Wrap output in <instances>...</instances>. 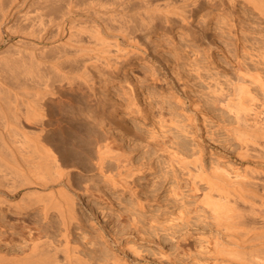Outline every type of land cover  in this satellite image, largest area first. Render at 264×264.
<instances>
[{
  "label": "rangeland",
  "instance_id": "1",
  "mask_svg": "<svg viewBox=\"0 0 264 264\" xmlns=\"http://www.w3.org/2000/svg\"><path fill=\"white\" fill-rule=\"evenodd\" d=\"M3 1L0 0V5L2 3L5 7L10 0ZM49 1L25 0L22 6H18L16 14H20L21 19L25 14L34 20L38 14L41 17L44 15L45 23L49 18L58 20L59 7H66L68 3L65 1L68 0ZM90 1L92 5L87 6ZM98 1L69 0L70 8L73 7V14L71 12L70 15L75 26L72 27L81 35L73 32L88 41L82 28L93 27L90 24L93 12L89 15V8L96 9L94 12H120L123 16L127 15L125 19L129 15L131 20H126L127 37H107L113 41L109 45L111 51L116 47L119 51L114 52L115 56L112 55L109 60L92 58L85 62L88 83L77 76L84 70L78 67L82 64L70 61L63 63V69L61 66V76L53 73L54 77H50L49 74L51 79H47V87L41 84L45 87L39 85L35 91L31 90L36 93L38 89L45 88L42 92H54L39 99L45 114L42 133L48 145L54 147L56 156L59 155L60 162L62 159V168L69 176L75 203L74 219L69 225V245L75 246L88 264H235L240 260L230 258L220 249L233 245L243 252H251L245 253V256L253 254L257 258L256 253L260 251L257 247L264 246L263 209L260 210L257 204L256 211L260 212L250 214V210H246L249 208L247 203L240 204L245 210L242 211L245 219L241 218L244 223L246 220L245 224L248 223L244 225L247 228L242 229L244 232L238 230V233L234 229H230L231 232L224 230L212 219L206 205L200 202L204 192H211L213 198L219 196L218 192L210 190L206 182H192L174 158L186 156L191 159L192 154L199 153L207 172L221 167L230 175L240 173L243 179L257 182L256 187L242 182L245 189L252 190L256 198L263 193L264 180L260 177L264 178V160L241 157L240 141L231 133L236 121L225 107L224 98L231 95V86L238 81V77L249 73L259 76L263 83L260 87L258 83L250 82L247 74L243 76L256 94L257 99L253 101L256 106L253 105L257 113L264 108V15L259 11L264 7V0H195L196 4L192 0L181 3L179 0H163L165 5L162 0H143L149 5L154 1V4L158 3L155 16L159 13L160 16L149 24L138 22L132 15L136 8H143L142 0ZM176 1L179 4H176L175 10ZM162 4L164 7L168 4L169 10ZM177 5H181V9ZM52 6V11L56 10L58 14L50 13ZM177 8L184 11L187 17ZM84 9L85 12H82ZM18 15L2 22L0 28V94L3 93L0 95V145L5 148L3 151L0 146V242H7V246H26L30 237L38 235L39 227L48 224L47 229L51 230L47 231L55 233L56 243L59 244L61 237L57 232L60 228L54 227L60 225L54 222H60L56 210L49 208L47 211L50 223V219L42 218L43 203L38 201V193H42L44 199L49 195L33 186L12 188L13 182L15 186L28 180L42 182L41 178H36L40 176L39 171H28L19 163L22 166L11 172V155L4 145L7 144L12 121L7 110L12 83L14 85L16 81V85L24 78L19 70L22 69L21 62H25H17L9 54V50L15 48L16 37L4 30L7 24L8 29H12L11 26L17 28L22 23L23 19L19 21ZM61 21L66 32L69 29L67 16L64 15ZM47 44L43 47L44 56L46 52L50 55L48 50L51 51L53 46L52 43ZM36 96L41 97L38 93ZM220 96H224L223 99ZM256 114L249 115L248 124L253 122L250 116L256 117ZM258 115L262 113L257 114L261 118ZM19 118L20 129L25 126L28 134L39 131V123ZM103 143L108 144L116 156L105 158L104 171L100 172L95 165V151L97 145ZM31 171H37L38 176L35 173L33 176ZM45 182L51 181L45 179ZM26 189L31 191L26 192ZM255 246L254 254L250 250H255ZM262 254L258 256L261 259Z\"/></svg>",
  "mask_w": 264,
  "mask_h": 264
},
{
  "label": "bare ground",
  "instance_id": "2",
  "mask_svg": "<svg viewBox=\"0 0 264 264\" xmlns=\"http://www.w3.org/2000/svg\"><path fill=\"white\" fill-rule=\"evenodd\" d=\"M4 1L6 2L7 0H4ZM19 1L18 0H10L9 2H6V4L8 3V6L5 4V7L1 3V5H3V7L0 5V28H1L2 22H4L5 20H7L8 18H10L12 16L14 17L15 15H18V14H16V13H18V10H19L18 6L21 5L23 3V1L25 2V0H21L22 2H20V4H19ZM50 1H49V3H51ZM148 1H150V0H148ZM164 1L162 0L163 3H164ZM170 1H172V0H170ZM179 1H176V3H175V10H176V4L178 2L179 3L185 2V1L191 2V0H179ZM65 2L68 4L66 5V3L62 2V4L66 5V7L61 6L62 8H65V10L63 9L62 11H60L62 8L59 7V9H60V10H58L60 12L59 14L56 12V10L52 11L54 9L53 6H52L53 8H51L50 13H52V15H53V13H57L58 14L57 15L58 20L51 19L48 17L49 19H48V21L46 20V23H45L44 18H42L44 15H42V17H41V15L38 14L36 17L34 16L35 17V20H34V19H32V17H29L28 15H25L22 13L23 14V18H22L23 21H22V23L17 25L18 26L17 28H14V26L10 25L12 27V29L11 28L8 29L9 25L8 24H7V26L4 25L5 26L4 30L8 31L7 33H10L11 35H15V37H16V39L14 41L16 46L13 44L15 48L13 50H9V54H11V56H13L12 58L14 60H16V61L19 60V61L25 62V63L21 62V64L19 63L21 65V68H22L21 70H19L20 74L22 75V73H23V75H24L23 80L21 81V78H22V76H21V78H19L21 82H17L16 85H15L16 81L14 80L15 83H14V85L12 83L13 90L11 91L10 98L7 96L9 98L8 99L9 100V103H8L9 107L7 110H9L8 111L9 117L11 118L12 121H10L11 122L10 126L8 125L9 126V130H8L9 132L7 134L8 135L7 142H6L7 144H4L5 143L4 141H3V144L9 148L8 149V151L10 153L9 155H11V159H12L11 163L13 164V166H9V170L12 167L11 172H15L14 169L16 168V170H17V166L20 168L22 165H23V168H25L28 171L36 169L39 171L40 176H38L36 174L37 171H36V173L34 171H31V172H33L32 175L35 173L36 174L35 176H38L36 178L37 179L41 178L40 181H42V182H34V181L28 180L27 182H19V184L16 183L17 186L13 185L15 183V182H13L12 188L14 187L13 189L16 190V188L18 186H21V187L22 186H24V187L33 186V187L40 188V190L41 189L44 190V194L49 195V197H47V199H44L42 197L43 196L42 193H38L39 194L38 195V197H39L38 201L42 200V203H43V205H42L43 206L42 218L44 220L46 219L48 221V219H50L48 212H47L49 210V208H51V209L53 208L56 210L57 217L60 219V222L57 220H55V221L53 220V221L56 223H59L60 225L57 224L59 226H54L55 223H54V225L53 224L52 225L55 228L56 227L60 228V229H58L59 231L57 233L61 237V240L59 238L58 240L60 241V243L59 244L56 243L55 233L47 231L50 228L48 226L49 229H47L48 224H46V227H43V228L39 227L40 229L37 231L38 235L34 236L35 238L30 237L31 240H30L29 244L26 246H23V245H20V246L8 245L7 246V244H6L7 242H0V264H88L87 260L84 259L82 257V255H80L77 252V248L75 246L71 247L69 245V237H68V236H70L69 235L70 234L69 233L70 232L69 231V229H70L69 225L72 224L71 219L72 218L74 219V204H75L73 202L74 200H73V197L71 194V185L69 184V181H68L69 176H68V172L63 170V168H62V164H61L62 159L60 158L61 159V162H60L58 159L59 155H58V157L56 156V153L53 149L54 147L51 148L52 146L48 145V143L46 142V139H45L46 136H44L42 133V131L45 129L43 127V123H44L43 119H44L45 114L43 111V109H44L43 105L40 102L41 100H39V99L43 98L44 94L50 93L51 91L49 92L46 89L47 92L46 91L42 92V89H45V88H42L41 91H38L39 90L38 89L36 91V93L33 91H35V89H37L36 87H38L41 84H43L47 87L46 84H48L47 81L52 76L51 74H53V73L57 74L58 73L57 75H60L59 73L62 72L61 70L64 68V65H65V64H63L64 62L69 63L70 61H74V62L76 61V62H80L84 66L85 62H87L88 60H91L92 58L96 59V60L97 59L109 60L112 57V55H114V52L119 51V47H116L115 45H117V44H115L114 47H116V48L111 51V49L109 48V45H110V42H113V41H111L110 39H107V37L109 35H115V36L121 35V37L126 38L128 35V32L126 30V29H128V28H126V27H128V25L126 26V24H127L126 20L130 21L131 19L129 18L130 17L129 15L127 17L128 19H125V17L127 15L123 16V14H121L120 12L119 13H117V12L113 13L112 11H104V10H103V12H98V11L94 12L96 9L93 11L92 9L89 8L88 9L89 13H90L89 15H91V11L93 12L92 13L93 21L90 20L91 21L90 24H93V25H91V27L92 26L93 27L92 28L86 27L87 29L85 27L82 28V31L86 32V34H87L86 36L88 37V39H87L88 41L85 42L84 39L81 38L82 36H79V35H81V33L79 34L80 31L79 32L76 30L74 31V29H73L74 27H72V25H74L72 23V16L70 15L71 12L73 14V11H72L73 7H72V9L70 8L71 7L70 3H72V2L70 1V3H69V0H68V2L67 1H65ZM152 2H153V0H152ZM152 2H150V3H152ZM192 2H195L193 4H196L197 1L192 0ZM91 3H93V2L90 1L89 5H87V6H90ZM98 3L100 4L99 1H98ZM117 3H119V2H117ZM142 3L144 4L142 9L135 7L136 9L132 11L133 17L138 19L137 20V19L133 18V20H137L138 22L140 21L142 23L147 22V24H149V22L151 23V21H154L153 19H156L158 16H160L159 15L160 13L157 15V17L155 16L156 15V8L158 7V3L156 5V4H154L155 3V1H154L153 4L149 5V4L144 3L143 0H142ZM193 4H191V5H193ZM118 5L122 6L121 4H118ZM164 5H165V3H164ZM164 5H163V7H164ZM167 5L168 4H166V6L164 8H168V10H169V7H167ZM170 5H172V3ZM173 5H174V3H173ZM183 5H182V7L185 6V5L184 6ZM48 6H50V4ZM120 6H118V8L124 9V8H121ZM178 6L179 5H177V7ZM180 9H181V7H180ZM180 9L178 10V8H177L179 13L181 12ZM35 10L37 11V9H35ZM35 10H33V12H35ZM88 10H86L87 11L86 14L88 13ZM183 10H185V9L183 8ZM23 11H25V10H23ZM49 11H50V9H49ZM118 11H120V10H118ZM166 11H167V9H166ZM170 11H172V14H173V10H170ZM259 11L261 13H263V15H264V7L259 8ZM28 12L27 13L24 12V13L30 14ZM82 12H85V9ZM176 12L177 11H175V14L177 15ZM37 13H39V12L37 11ZM41 13H42V11H41ZM44 13H46V12H44ZM50 13H49V15L51 16ZM168 13H170V12H168ZM181 13L184 15V11ZM33 15H35V14H33ZM64 15L67 16V23L69 24V27H68V25L66 26L69 28L68 29L69 31L67 30L66 32H64L66 30L65 27L63 28L64 23L61 21ZM179 15H181V14H179ZM183 15H182V17H183ZM20 16L18 17L19 21L21 19ZM69 16H71V17H69ZM184 16H186V15H184ZM54 18H56V14H55ZM76 18H78V17H76ZM91 18H92V16H91ZM183 20H185V19L183 18ZM8 23H10V21ZM70 23H72V24H70ZM73 31L78 32L79 35H77ZM74 34L78 37H76ZM73 35L75 36L74 40L72 39V38H74ZM0 39H1V36H0ZM47 43H52L53 46L51 47L52 49H50L51 51L48 50V52H50V55H49V53L47 55V52H46L45 56L47 55V57L45 58V56L43 55V47ZM48 45L49 44H47V46ZM6 55H8V54H6ZM4 57H5V55H4ZM17 62H15L17 65L13 63L14 65H16L15 67L18 66ZM76 62L74 64H76ZM74 64H73V66H74ZM62 65H63V67L61 69ZM69 65H71V64H68V66ZM82 65L78 66V64H77V66L79 68L82 67V69H84L86 66L83 67ZM13 66H11V67L13 68ZM16 69H15V71H16ZM82 69H79V70H82ZM11 70H13V69H11ZM85 70L86 69L82 70V72L80 71V74H77V76L84 83H88L87 77H86L87 71H85ZM65 72H67V71H65ZM13 73H15V72H13ZM49 74H50V77H48ZM246 74L248 75L250 82L258 83L260 87H263V83L261 82V79L259 78V76H254L252 74L250 75L249 73H245L242 75L246 76ZM243 76H241L240 78L238 77V81L231 86L233 88V92L232 93L230 92L231 95H229V96L225 95L226 97L224 98L225 99L224 105L228 109V111L233 114L234 119L236 121V125L234 127L232 126V128H231V130H232L231 133H233L236 136L237 140L240 141V148H242V151H240L241 157L246 156V158H247V156H249L251 158L253 157V158H258L260 160H262V159L264 160V142H263L264 140L263 141L261 140L264 138V108H260L262 110L261 111L259 110L257 113V110H256L257 108H255L256 105L253 102L257 99L256 94L255 95L253 94L249 84L245 82V79L243 78ZM52 77H54V75ZM15 78H16V76H15ZM57 78H59V76H57ZM16 80H18V79H16ZM7 83L9 84V82H7ZM43 85H41V86H43ZM45 86H43V87H45ZM29 88H32V89H29ZM5 89H8V87ZM31 90H33V91H31ZM37 93H38V95H41V97L39 96V98H38L36 96ZM51 93L53 94L54 92H51ZM2 94H0V95H2ZM220 97L223 99L224 96L223 97L220 96ZM37 98H38L39 102L37 101ZM221 98H220V100H221ZM217 99H219V98H217ZM7 110H6V112H7ZM259 112L262 113V115H258V116H262L261 118L257 117V114H261ZM252 113H255V114L257 113L256 117H255V115H253V117L250 116V119L253 118V122H251V120H252L251 119L250 120L251 123L248 124V122H249L248 117ZM19 117H23V119H25L26 121L27 120L33 121L34 124L39 123V131L36 130V131H38L37 133L28 134L29 131L27 133L24 130L25 126L23 127L24 129H22V128L20 129V127H19V125H20L19 119L20 118ZM3 122H4V120H3ZM36 125H38V124H36ZM1 126H3V125H1ZM31 126H33V125H31ZM4 128H5V126H4ZM20 130H22V132ZM34 132H35V130H34ZM20 133H22V134H20ZM0 140H2V139H0ZM47 140H48V137H47ZM59 142H56V144H58ZM50 143L51 142H49V144ZM1 149H3L2 146H1ZM1 149H0V152H1ZM4 149H3V151H5ZM192 153H194V152H192ZM6 155H5V158H6ZM95 155H96V164L95 165H97V168L100 172H103L104 171V169H103L104 165L103 164H104L105 158H107V157L114 158V156H116V153L111 150V148L108 146V144L103 143V144L97 145ZM192 155H193V157L191 159H188L186 156L185 157L176 156L177 158H174V159H176V162H178L182 165L181 167L185 169L184 170L185 173H187L188 178L191 179L192 182H201V181L206 182L209 185L210 190L213 189V190L218 192L219 196L217 198H213L211 195V192H204L202 195V198L200 199V202L202 201V203H204V205H206L207 209L210 211V214L212 215V219L215 222H217L219 225H221V227L226 231H228V229H229V231L231 232L230 229H234V230H236L235 233L236 232L238 233L242 229H246L247 227L246 228H244V227L247 226L248 223L245 224L246 220L244 223L242 218H241L242 211H245V210L244 209L242 210V207H240V204L244 205L245 203H247L249 208L246 206L248 208L246 210H250V214L251 213L256 214V213L260 212V211H258V212L256 211L257 204H258V208H261L260 210L263 209L262 210V212H263L264 211V184L262 186L263 193L261 195L258 194L259 196H258V198H256L255 197L256 194L254 192H252V190H250V189H248V190L245 189L244 186L242 185V182L247 183V185L249 187L250 186L254 187L257 182H254V180L252 181V179L246 180V178H244L246 180V181H244V179L242 178V175L240 173L235 172V174L230 175L229 172L227 170H225V168L221 169V167H220V169H218L219 167L218 168L214 167L211 170V172H207L204 169V165L202 163L200 154L198 153V154H192ZM16 156L19 158L16 159ZM6 160H9V158H6ZM19 163H21L22 165L19 166L18 165ZM23 168H21V170ZM12 170H14V171H12ZM18 170H20V169H18ZM18 173H20V172L18 171ZM24 178H25V176H24ZM260 178L264 180V178H262V177H260ZM45 179H49L51 182H45ZM34 180H35V178H34ZM248 180H249V182H248ZM6 186H4V187H6ZM26 190H27L26 192L31 191L29 189H26ZM32 190H34V189H32ZM37 192H38V190H37ZM31 193L33 194V192H31ZM230 195H233L234 197H231ZM0 202H1V200H0ZM7 202H8V200H7ZM10 203H11V201L9 202V204ZM12 203H13V201H12ZM255 205H256V208H255ZM248 212L249 211H247V213ZM37 214H38V212H37ZM246 216H247V214H246ZM70 222H71V224H70ZM50 223H51V219H50ZM50 223H49V225H51ZM238 230H240V231H238ZM242 231L244 232V230H242ZM245 231H248V230H245ZM233 233L234 232H232V234ZM15 236H16V234H15ZM12 237L13 236L11 234V237L8 239L11 241ZM2 239H4V238L2 237ZM234 239H235V237H234ZM234 239L232 241H234ZM4 241H6V240H4ZM237 241H238V239H237ZM234 244H236V241L234 242ZM2 245H4V246H2ZM237 245H239V243H237ZM261 245H259V246L261 247ZM261 248H263V249H261ZM261 248L257 247V249H260V251L262 250L261 252H263L264 246H262ZM220 249L222 252L225 251L230 256V258L232 257L233 259L235 258L237 260H240V261L236 260L237 263H235V264H264V255L259 250L258 251L260 252V254H262V259L260 258L261 256H260L259 252H257L256 255L258 254V256H260V257L257 256V258H260V259H257V258L253 257V254H252V256H251V254L247 255L251 252H249V251L245 252V250L243 252L242 249L239 250L235 245L228 246V247L226 246L224 248L222 247ZM252 249H253V247H252ZM254 249L255 250H250V251H252V252L256 251V246ZM226 253H224V254H226ZM245 253H247L246 256H245ZM216 264H223V263L218 262ZM226 264H229V263H226Z\"/></svg>",
  "mask_w": 264,
  "mask_h": 264
}]
</instances>
